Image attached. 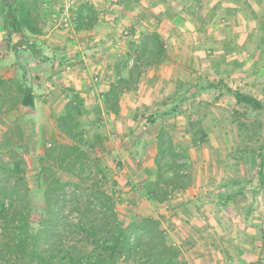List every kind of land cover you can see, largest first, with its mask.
Segmentation results:
<instances>
[{"label": "rangeland", "instance_id": "obj_1", "mask_svg": "<svg viewBox=\"0 0 264 264\" xmlns=\"http://www.w3.org/2000/svg\"><path fill=\"white\" fill-rule=\"evenodd\" d=\"M186 1L193 2L39 0L33 8L42 34L35 38L26 33L41 49L39 59L23 45L21 34L8 36L0 17V79H22L33 87L36 97L35 111L21 106L13 109L6 101L0 114V164L10 168L20 158L29 190L25 200L31 207L35 230L45 215V185L37 178L38 158L44 154L45 144L54 140L72 143L58 128L57 119L73 89L85 102L80 118L82 148L90 157L92 178H100L97 166L101 168L105 176L102 189L112 195L122 214L158 218L169 242L181 252L179 264H228L232 254L245 257L248 253L249 259L259 256L261 233L264 236V110L238 104L232 92L264 103V0L252 1L253 8L245 9L255 24L248 33V43L243 44L238 35L241 43L232 46L230 42L223 49V53L236 52V59H219L217 51L206 46H226L228 17L237 13L230 5L246 7V3L201 0L200 10L187 14L197 18V35L189 36L187 31V36L189 43L198 47L195 51L203 55L185 58L182 53L167 57L158 67H141L139 82L121 95L118 112L105 109L103 94L114 82L115 68L127 64L124 75L128 76L144 34L158 32L167 43L165 34L170 32L182 40L186 31L177 25ZM83 4L94 8L98 21L91 29L79 31L78 9ZM159 17L165 28L158 25ZM185 49L191 50V46ZM161 66V79L153 82ZM178 86L184 87L182 91L190 86L193 96L181 112L163 118L166 108L162 102ZM192 120L206 133L197 143L190 133ZM161 125L172 139L168 152H176V164L182 165L176 168L191 178L190 186L172 191L165 204L153 202L146 185L155 178ZM18 127L24 134L21 140L16 135ZM137 136L143 138V146L135 161L132 148L138 145ZM166 171L165 178L171 176ZM57 173L63 182L78 180L74 175ZM0 179L4 181L2 176ZM249 229L255 232L257 242L253 239L247 247L249 233L245 231Z\"/></svg>", "mask_w": 264, "mask_h": 264}, {"label": "trees", "instance_id": "obj_2", "mask_svg": "<svg viewBox=\"0 0 264 264\" xmlns=\"http://www.w3.org/2000/svg\"><path fill=\"white\" fill-rule=\"evenodd\" d=\"M252 1L255 0L246 1L248 9L253 8ZM35 3L39 0H0V17L8 36L21 34L25 41L23 45L39 59L41 49L26 35L29 33L36 38L42 34L39 15L33 8ZM200 3L201 0L186 1L185 13L196 14ZM97 21L92 6L83 4L79 7V31L91 29ZM140 42L128 76L124 75L127 64L116 67L114 82L103 94L108 112H118L121 95L139 82L143 74L141 67H158L168 57L165 41L158 32L144 34ZM48 59L44 57V61ZM182 89L184 87L178 86L163 100L166 108L161 115L163 118L181 112L182 105L192 98L190 86L186 91ZM70 91L71 96L67 97L57 126L72 143L54 140L51 145L45 144L44 154L38 158L40 172L37 178L45 185V215L38 230L32 226V210L25 200L29 190L20 158L10 168L0 164V176L4 178V181L0 179V264H179L181 252L169 242L158 218L122 214L112 195L102 189L105 176L101 168L97 166L100 178H92L94 171L88 164L90 157L82 148L84 138L80 118L85 112V102L75 90ZM232 93L238 104L249 105L256 111L264 110V103L257 98L238 91ZM6 101L12 103L13 109L21 106L36 110L33 87L27 86L22 79H0V114ZM151 121L154 122L153 117ZM190 125L194 143L206 137L200 124L197 127L193 121ZM17 129L16 135L21 140L23 131L20 127ZM169 135L166 126L161 125L154 160L155 178L146 182L150 199L159 204L168 202L172 191L186 190L191 184L190 176L176 168L182 166L176 164V152H168V144H172ZM137 138L138 145L132 148L135 161L143 146V138ZM165 170L171 176L165 178ZM57 171L74 175L78 180L63 182ZM131 202L135 204L134 200Z\"/></svg>", "mask_w": 264, "mask_h": 264}, {"label": "crops", "instance_id": "obj_3", "mask_svg": "<svg viewBox=\"0 0 264 264\" xmlns=\"http://www.w3.org/2000/svg\"><path fill=\"white\" fill-rule=\"evenodd\" d=\"M247 0H243V2L241 1V3H246ZM230 7H232L231 9H236L235 12L237 11V13H233L234 15H229L228 17V25H227V29H229V32H228V41L226 42V46H220V44H209L208 46L206 47H213V49H215L217 52H216V56H219V59H225V58H231V59H236V56H238L236 54V52L232 53V52H229L227 51L226 53H223V49L225 48H228L229 44L227 43H230L232 42V46H235L237 43H241V39H236V37L238 35L241 36V38H243V44H247L248 43V37H249V31H252L253 32V26L255 27V24H253L251 22V19L249 17L246 16V8L245 5L242 4V6L240 4H235V5H230ZM261 8L264 10V3H262L261 5ZM260 8V9H261ZM248 9V8H247ZM181 13L182 14H185L183 16H181V19H179V24L177 25V27H179L181 29V31H186L182 37H180V39L182 40H179L178 37L172 35L170 32H167L166 35V39H167V43H165V47L167 49V54H168V57L170 58H173L175 56L180 54L182 55L183 53V56H185V58L187 57H195V58H198V57H201L203 55L202 52H196L195 49L197 50V46L196 47H193L192 44L189 43V36H196L197 35V32H198V21L197 18H194L193 16H190V15H187L185 13V10H184V6L181 7ZM245 11V13H244ZM158 25L162 26L163 28L166 27V25H163V22H162V18L159 17V21H158ZM214 26V25H213ZM172 29V28H171ZM207 29H210V27H208ZM177 30V29H176ZM174 30V31H176ZM213 30V28H212ZM187 31H188V35L187 36ZM244 32V34H243ZM254 32H258V29L255 28ZM237 33H240V34H237ZM212 33H208V35H211ZM182 42V44H181ZM189 43V44H188ZM188 45L191 46V50H186L185 47L188 48ZM178 49H182L183 52L179 51ZM179 55V56H180ZM172 56V57H171ZM167 65V64H166ZM169 65V63H168ZM172 68H174V63H170V65ZM159 70V69H158ZM163 68L161 66V70L155 74V77L153 79V82L155 80H158V79H161L160 78V74L162 72ZM235 73H238V71H234ZM152 81V79H151ZM162 91V90H161ZM165 93V92H164ZM173 93V92H172ZM187 192V191H185ZM264 227V226H263ZM252 230L249 229L247 231H245L246 233H249L248 236H246V245L248 247V244H251L253 239L255 240V242H257V237H254L253 235H255V232L254 234L251 232ZM261 242H260V246L262 249H260V251H258L259 253V256L257 258H250L249 257H246V256H249V254H243L245 255V257L243 256H235L232 254V258H230L229 260H227V263L228 264H241L243 261L242 264H264V236H263V233H261ZM248 240V241H247ZM246 247V248H247Z\"/></svg>", "mask_w": 264, "mask_h": 264}]
</instances>
